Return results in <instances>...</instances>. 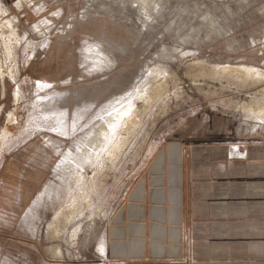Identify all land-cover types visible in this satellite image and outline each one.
Returning <instances> with one entry per match:
<instances>
[{
  "label": "rangeland",
  "instance_id": "1",
  "mask_svg": "<svg viewBox=\"0 0 264 264\" xmlns=\"http://www.w3.org/2000/svg\"><path fill=\"white\" fill-rule=\"evenodd\" d=\"M188 166L264 192V0H0V264H102L129 194ZM249 242L222 264H264Z\"/></svg>",
  "mask_w": 264,
  "mask_h": 264
},
{
  "label": "crops",
  "instance_id": "2",
  "mask_svg": "<svg viewBox=\"0 0 264 264\" xmlns=\"http://www.w3.org/2000/svg\"><path fill=\"white\" fill-rule=\"evenodd\" d=\"M188 169L181 184L177 170L155 172L147 179L166 180L163 186H145V180L129 194L106 227L102 264H222V255L238 259L250 252L230 244L251 247L249 238L264 229V192L252 188L249 198L233 202L240 197L222 193V171L211 187L210 171Z\"/></svg>",
  "mask_w": 264,
  "mask_h": 264
},
{
  "label": "bare ground",
  "instance_id": "3",
  "mask_svg": "<svg viewBox=\"0 0 264 264\" xmlns=\"http://www.w3.org/2000/svg\"><path fill=\"white\" fill-rule=\"evenodd\" d=\"M104 63H105V61H104ZM138 97H139V94L137 93L136 96L129 99V101L126 102L123 106H119V105H118V107L111 106V107H109V109L107 111L105 110L107 112V114L105 113L106 114L105 121H104L105 125L101 124L102 126L99 127V130L96 131V133H97L96 139L94 140V142L92 144L91 150H93L95 152V154H98L103 149L104 145L108 144L110 142V140L113 139L115 132L121 127V124L125 123L127 125V128H129L130 126H132L134 124L135 118L137 116L135 114V110H134L135 109L134 101ZM141 98H142V96H141ZM125 99H127V98H125ZM125 99L123 101H125ZM88 147H90V146H88ZM45 198H47V196H45ZM47 201L45 200V202H47ZM42 204H43V202H41V205ZM37 206H38V204H36L34 207H37Z\"/></svg>",
  "mask_w": 264,
  "mask_h": 264
}]
</instances>
